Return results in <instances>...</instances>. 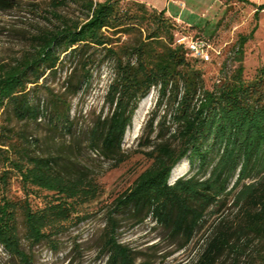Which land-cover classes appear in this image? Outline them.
<instances>
[{
  "label": "trees",
  "instance_id": "trees-1",
  "mask_svg": "<svg viewBox=\"0 0 264 264\" xmlns=\"http://www.w3.org/2000/svg\"><path fill=\"white\" fill-rule=\"evenodd\" d=\"M20 1L0 0V10H14ZM33 5L37 11L39 6ZM70 5L79 7L82 16L59 11ZM49 6L44 16L49 24L31 34L30 46L19 57L0 60V248L9 264H35L23 240L29 248L54 242L88 217L81 208L102 191L95 174L65 146L40 150L41 140L16 131L9 116L45 119L51 130L72 133L68 95L77 96L105 65L111 112L91 136V145L100 146L104 155H121L134 113L154 87L158 99L152 127L163 105L173 111L171 125L165 116L148 152L151 165L107 211L104 264H149L138 263L132 248L119 239L118 215L132 210L137 222L152 215L185 243L215 217L195 264H264V66L246 77L242 61L247 38H241L237 50L239 65L207 88L195 64L201 59L177 41V17L167 7L139 0H50ZM261 10L264 4L256 6L255 16ZM68 60L75 66L65 92L47 88V96L41 97V79L48 72L56 75ZM184 159L189 171L170 182ZM14 178L23 197L10 195Z\"/></svg>",
  "mask_w": 264,
  "mask_h": 264
},
{
  "label": "rangeland",
  "instance_id": "rangeland-1",
  "mask_svg": "<svg viewBox=\"0 0 264 264\" xmlns=\"http://www.w3.org/2000/svg\"><path fill=\"white\" fill-rule=\"evenodd\" d=\"M20 2V6L14 10H0V60L19 57L30 46L31 34L49 24L44 16H48L45 11L50 8V0ZM33 4L39 6L37 11ZM261 4H264V0H169L168 14L178 18L179 36H202L214 48L211 50L210 61H195L196 66L203 72L207 88H212L239 65L237 50L243 37L247 38L243 45L242 61L246 77H253L256 70L264 66V10L255 16L256 6ZM59 11L76 19L82 16L76 5ZM74 66L68 60L66 66L61 67L56 75L48 72L46 78L41 79L44 86L39 95L45 98L47 88L55 93H64L66 78ZM109 83L110 72L105 65L94 71L90 85L77 96L68 95L72 106L70 116L74 120L72 133L51 130L45 119H39L38 122L19 121L8 113L4 114L5 117H11L8 123L16 131L39 138L40 150L48 151L60 145L65 146L81 165L95 174L102 188L96 200L81 208V212L88 217L57 236L54 242H44L29 248L26 240H23V247L33 253L35 264H104L106 257L101 256V246L107 211L114 199L151 165L152 159L148 152L152 151L158 141L157 134L165 116L166 124L171 125L173 110L168 104L158 110L153 127L150 124L151 116L157 109L158 87H154L141 112L138 111L143 99L134 113L132 123L124 136L121 155L117 158L104 155L100 146L91 145V136L100 120L105 119L111 112L110 104L106 100ZM184 161L186 166L175 174L172 172L170 182L189 171V161ZM10 195L15 198L23 197L18 179H13ZM231 206L230 202L224 212L230 213ZM142 215L144 213L140 217ZM118 218L122 226L119 239L132 248L138 263L195 264L205 246L215 217L209 218L208 224L198 230L189 243H185L182 237L173 236L152 215L137 222L138 218L132 210L119 214ZM10 260L8 254L0 248V264H9Z\"/></svg>",
  "mask_w": 264,
  "mask_h": 264
},
{
  "label": "built area",
  "instance_id": "built-area-1",
  "mask_svg": "<svg viewBox=\"0 0 264 264\" xmlns=\"http://www.w3.org/2000/svg\"><path fill=\"white\" fill-rule=\"evenodd\" d=\"M179 43L184 44L191 54L203 61H210L212 59L211 50L212 45L209 41L202 37H188L186 35L179 36Z\"/></svg>",
  "mask_w": 264,
  "mask_h": 264
},
{
  "label": "crops",
  "instance_id": "crops-1",
  "mask_svg": "<svg viewBox=\"0 0 264 264\" xmlns=\"http://www.w3.org/2000/svg\"><path fill=\"white\" fill-rule=\"evenodd\" d=\"M139 1L147 2L148 4H151L152 6L156 8L158 7L160 9L167 7L169 2V0H139Z\"/></svg>",
  "mask_w": 264,
  "mask_h": 264
},
{
  "label": "bare ground",
  "instance_id": "bare-ground-1",
  "mask_svg": "<svg viewBox=\"0 0 264 264\" xmlns=\"http://www.w3.org/2000/svg\"><path fill=\"white\" fill-rule=\"evenodd\" d=\"M147 100H148L147 97L143 98L142 104H141V106L139 108V111H138L139 113L142 110L143 104L146 103ZM185 166H186V162L185 161L180 162L177 166L174 167L173 173L175 174L176 172L183 170Z\"/></svg>",
  "mask_w": 264,
  "mask_h": 264
}]
</instances>
